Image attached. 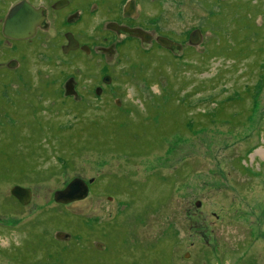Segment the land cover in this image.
<instances>
[{"label": "rangeland", "instance_id": "1", "mask_svg": "<svg viewBox=\"0 0 264 264\" xmlns=\"http://www.w3.org/2000/svg\"><path fill=\"white\" fill-rule=\"evenodd\" d=\"M69 1L55 17L79 14L76 28L93 37H110L106 24L124 8L122 0ZM129 3L124 17L143 27L162 19L159 34L147 30L146 49L161 33L186 43L208 16L197 0ZM239 5L222 14L226 34L207 33L186 57L182 47L168 59L143 55L133 40L125 60L97 39L102 59L65 57L58 36L44 60V46L28 57L30 46L16 44L34 84L67 71L91 101L83 107L60 99L57 86L22 84L0 116V264H264V0ZM50 18L40 29L49 40L65 33ZM106 65L113 87L103 84V93L94 88ZM63 80L66 94L71 80ZM74 178L92 181L88 197L57 204L54 194ZM15 186L31 189L28 206L11 195Z\"/></svg>", "mask_w": 264, "mask_h": 264}, {"label": "flooded vegetation", "instance_id": "2", "mask_svg": "<svg viewBox=\"0 0 264 264\" xmlns=\"http://www.w3.org/2000/svg\"><path fill=\"white\" fill-rule=\"evenodd\" d=\"M63 1L67 2L68 4L61 7L59 4L62 3ZM144 1H146V0H144ZM222 1H231V0H222ZM23 2L28 3L29 5H31L32 7H34L37 10L44 9L43 15L45 17V20L41 25L37 26L35 34L32 37H30L28 39H24V40H13V39H10L4 35V33H3L4 24H5V21H6L8 14L12 10V8H14L15 6H17ZM129 2H132V0H122L121 1V3L124 4V8L128 4L130 5ZM152 2L154 4H156V0H152ZM197 2L201 3V5L203 4L202 6L205 9H207V7L213 3V1L205 3L203 0H200ZM46 3L51 4L50 5L51 10L49 9V7L39 6V4H37L36 0H0V12H1V10L4 11L3 17L0 18V25H1L0 32H1L2 37H3V42L5 43V44L2 43V45H0V92L2 91V89H3V91L5 90L3 95L2 94L0 95V99L7 96L6 94L8 92L10 94V97H12L14 93L18 92L21 85L25 84L26 81L24 82V80L31 79L32 84L31 85H28L27 83L26 84H27V86H29L31 88H35V87H38L41 85L45 86V84H44L45 80L53 78V77H50L48 75L47 77H45V79L43 78V80L41 82H39L38 84H34L33 79H32V77L29 73V70L27 68V62H28V57L30 56L31 49L37 50V49H40L39 48L40 46L41 47L44 46L45 54L43 55V59L45 60V58L49 54L50 45L53 44L54 40H56L58 36L63 38V44H62V47H60V48H62V52L64 53L65 57L69 56L71 54V52L79 51V52L83 53L84 55H87L88 57H91L93 55H98L102 59L103 55H104L103 52H105V47H102L103 45H100L101 44L100 42H96V45L92 44V42H93L92 40L97 39V40H103L104 45L113 46L117 55L118 56L122 55L126 60V58L129 59L130 57L128 56V54H126V53L124 54V50L122 51V49H124L127 46V44L129 42H132L133 40L138 41L139 45L143 49V55H149L152 51L156 50V52L164 53V54H161V56H165V58L168 59V56H170L169 51H178L181 47H182L183 55H180V56L186 57L189 54H192L189 51V48H193L194 49L193 53H195L196 52L195 51L196 45L191 44V35L193 33H195L196 31L199 32L200 39H199L198 44L200 43V40H202V38L206 35L202 32L201 29L195 28L190 33L187 42L183 43L180 39H178L179 41H175L173 39L165 37L164 33H161L156 38V40L152 41V44H151L152 46L150 48L146 49L142 46V43L149 42L150 38H151V35H150L149 31H147V30L151 29L152 31H155L157 33V29H156L157 26L162 27V25H161L162 19H160V18L157 19V21L160 20L158 22H155V19L152 20V22L150 24L152 26V28L151 27L146 28V27H143V25H141V24H137L138 22L136 19H132L130 17H124V14H128V12L126 9L124 10V8H123L122 12L120 13L121 16H120V18H118L119 19L118 22L110 21V22H107V24H106L107 30H105L104 32L107 33L110 37H105V36L102 37V36L95 35V36H97V38H95V36L93 37V36H89L87 34H83L82 30L79 31L76 28L78 25L83 23L82 17L79 14L72 13V14H69L65 18H62V19H60L59 17H55L56 16L55 12L63 11L65 9H67L68 7H70L71 3L69 0H58L57 2L52 1V0H48ZM95 12H97V10ZM51 16H52V19H54V21H55V25H56V23L60 24L61 31L63 30L65 33L58 34L57 36H55L54 38L49 40V38H47L43 32H40V29L47 27L48 21H49L48 19ZM114 24L119 26V27L129 28L131 30H141L143 33L146 34V39H143V38L136 36V35L128 34V33L123 32V31L115 30L110 26V25H114ZM71 30L77 31L79 33V35H78L79 38H77L76 35ZM211 32H208V33L212 37H207L206 40H212L214 38L213 35H211ZM100 33H98V35H100ZM159 33H157V34H159ZM67 34H72L74 39L78 42L79 47L77 49L65 51V49L69 46V41L67 40V37H66ZM122 34L125 36V37L123 36L124 39L120 37ZM160 38L167 39L168 41L176 44L177 46H172L171 48H166L159 43L158 40ZM177 38H180V37H177ZM206 40H205V42H206ZM19 42H26V44H28L30 46L28 57H24V58H18L17 57V45L16 44ZM93 45H95V46H93ZM204 46H203V48H204ZM84 47L88 48L89 53L83 49ZM96 48L97 49L99 48L100 55L98 54V52L94 51V49H96ZM166 53H168V54H166ZM58 61L61 62V64L63 63V65H67L68 67L75 66L77 62H80V61L68 62V61H64V60L63 61L58 60ZM56 62H57V60L53 63H56ZM53 63L47 62V64H53ZM131 68H132V66H131ZM3 70L13 72V73H15V76L13 78L6 77V76H4ZM78 72H80V70ZM110 74H111V72H110L109 67L107 65L104 66V71H103L101 82L94 89H97V90L103 92L104 91L103 90L104 89L103 84L107 85L106 87H108V88L113 87L111 85L113 78L111 77ZM60 76L62 77L61 79L65 78V79H67V81L71 80L70 82L67 83V86H68L67 89H68L69 93L66 92V94H65V91H63L64 95L68 96L70 98V99L67 98L68 100H70L69 101L70 103L74 102V103L79 104L81 102H84L85 100H87L88 102L91 101L89 98H86L85 96H80V93L78 91L79 86H80L78 80H80V77L73 76L72 74L69 75V73L67 71L61 72L59 77ZM3 78H5V79L7 78V79L12 80V81L11 82L10 81H3ZM50 80H53V79H50ZM72 81H74V83ZM114 83H116V81H114ZM58 84L59 83H57L56 85H55V83L53 84V85L57 86L55 91H57L59 89L62 90V87H61L62 83L60 85H58ZM99 85H100V88H99ZM101 86H103V87H101ZM114 88H118V87L115 86ZM73 93L74 94L77 93L76 94L77 96L74 97ZM12 99H13V97H12ZM13 104H14V101H13ZM81 104L84 105L83 103H81ZM85 105H88V104H85ZM5 114H8V113H5ZM5 114H2V115H5ZM2 115H0V116H2Z\"/></svg>", "mask_w": 264, "mask_h": 264}, {"label": "water", "instance_id": "3", "mask_svg": "<svg viewBox=\"0 0 264 264\" xmlns=\"http://www.w3.org/2000/svg\"><path fill=\"white\" fill-rule=\"evenodd\" d=\"M66 4L68 3L63 1L59 5L62 7ZM43 11L44 9L37 10L26 2L15 6L6 18L3 30L4 35L13 40H24L32 37L35 34L37 26L41 25L45 20ZM110 26L115 30L146 39V34L141 30H131L125 27H119L115 24ZM66 37L69 41V46L65 51L77 49L79 47L78 42L74 39L72 34H67ZM199 39L200 34L196 31L191 35V44L197 45ZM158 41L166 48L177 46L164 38H160ZM83 49L89 53L87 47H84ZM89 192V185L83 179L75 178L63 190H59L54 194V201L60 205L72 204L86 199ZM11 195L17 199L22 206H28L33 197L31 189L21 186H15L11 191Z\"/></svg>", "mask_w": 264, "mask_h": 264}, {"label": "trees", "instance_id": "4", "mask_svg": "<svg viewBox=\"0 0 264 264\" xmlns=\"http://www.w3.org/2000/svg\"><path fill=\"white\" fill-rule=\"evenodd\" d=\"M197 1H200V0H197ZM239 1L240 0H231V1H222V0H216V1H214L213 0V3L210 4V6L207 7V12H208L207 18H205V21L204 22H201V25L198 28L201 29L204 34H207L208 32H211L212 31L211 32V35H213V36H218L219 34H216V33H218L219 31H222L223 33L226 34V30H225L226 27H224L221 24L220 21H222L221 18L224 19V20H227V19L222 14L225 12V9L226 8L228 9V8H230L232 6H235L236 7V10L238 11V8H240ZM227 22H229V21L227 20ZM229 23H231V22H229ZM189 51L193 54L194 49L193 48H189ZM184 58L185 57H180L179 59L181 61H185ZM260 68H262V70H263V73H261L260 74V77H259V80L262 83V82H264V66L261 64V67ZM3 81H10L11 82L12 80H9L7 78L6 79L3 78ZM64 81L65 80L60 79V78L59 79H56V80H50V79H48V80H45L44 84H45L46 87H50V86H55L57 83H59L58 85H60ZM24 82H25V84L27 83L28 85H31L32 84L31 79L24 80ZM54 83H55V85H53ZM247 92L250 95L252 93V91L249 88H248ZM57 93L60 94V97H59L60 99L61 98H65V97L66 98H69L68 96H65L64 95L63 90H61V89L57 90ZM235 94H236V96L239 95V93H235ZM235 94L233 96H230L229 99H227V100L229 102L235 100L236 99V97L234 98ZM6 95L7 96H5L4 98H1L0 99V115L5 114V113H8L9 109H11V107L13 105V99H12V97H10L9 92ZM81 103H83L84 105H82V106L85 107V106H87L85 104H88L89 102L87 100H85L84 102H81ZM81 103H79L77 105H81ZM220 113H221V110H217L216 111V114L217 115H219ZM200 114L203 117H206V116L209 115V113H203V112L200 113ZM199 123L200 124H203V121H200ZM72 127L73 126H70L69 129L72 128ZM65 164L66 165H69V162L67 161V159H65ZM247 169H249V168L247 167Z\"/></svg>", "mask_w": 264, "mask_h": 264}]
</instances>
